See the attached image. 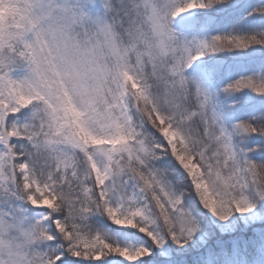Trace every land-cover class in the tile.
<instances>
[{"label":"snow or ice","instance_id":"6c2138e0","mask_svg":"<svg viewBox=\"0 0 264 264\" xmlns=\"http://www.w3.org/2000/svg\"><path fill=\"white\" fill-rule=\"evenodd\" d=\"M239 4L0 0V264H264V4Z\"/></svg>","mask_w":264,"mask_h":264},{"label":"rangeland","instance_id":"374dc122","mask_svg":"<svg viewBox=\"0 0 264 264\" xmlns=\"http://www.w3.org/2000/svg\"><path fill=\"white\" fill-rule=\"evenodd\" d=\"M260 4H264V0H240L239 7L231 15L233 17H239V16L245 17L246 19L249 20L248 27L251 28L255 24V21L257 19H259V17L258 16L250 17L249 13L252 12V9L254 7H256L257 5H260ZM260 54H261V52H260L259 46H254L253 49L246 50L244 55L242 57H239V59H241L242 61L247 62L248 65H251L252 63H254L255 59ZM212 55H214V56H228V57L232 56L231 53H228V54L216 53V54H212ZM201 59L202 60H207L208 57H202ZM199 63H200L199 61L196 62V64H199ZM196 64L193 65V68L196 67ZM189 72H191V69L189 70ZM256 227H260V225H256ZM246 233H247V236L243 237L244 240H248V239H250L252 237V232L251 231H248ZM243 234L244 233H239L238 235L244 236ZM218 239H221L223 241H231V240L234 239V237L231 236V235H223V236L218 237ZM214 243H215V240L210 242V244H212V245H214Z\"/></svg>","mask_w":264,"mask_h":264},{"label":"trees","instance_id":"16d2710c","mask_svg":"<svg viewBox=\"0 0 264 264\" xmlns=\"http://www.w3.org/2000/svg\"><path fill=\"white\" fill-rule=\"evenodd\" d=\"M243 235H244V237H246V236H247V233H244ZM224 238H225V237H224Z\"/></svg>","mask_w":264,"mask_h":264}]
</instances>
